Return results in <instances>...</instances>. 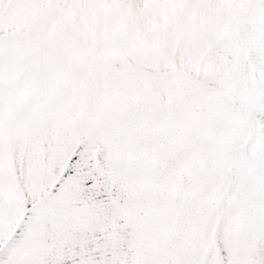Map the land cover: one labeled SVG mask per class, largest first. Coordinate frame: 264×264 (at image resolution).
<instances>
[{
    "label": "snow or ice",
    "instance_id": "6c2138e0",
    "mask_svg": "<svg viewBox=\"0 0 264 264\" xmlns=\"http://www.w3.org/2000/svg\"><path fill=\"white\" fill-rule=\"evenodd\" d=\"M0 264H264V0H0Z\"/></svg>",
    "mask_w": 264,
    "mask_h": 264
}]
</instances>
